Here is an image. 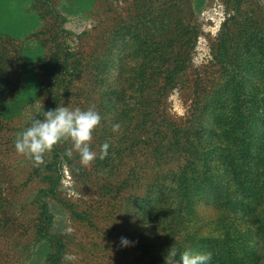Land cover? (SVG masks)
Masks as SVG:
<instances>
[{"label":"rangeland","instance_id":"rangeland-1","mask_svg":"<svg viewBox=\"0 0 264 264\" xmlns=\"http://www.w3.org/2000/svg\"><path fill=\"white\" fill-rule=\"evenodd\" d=\"M0 1L22 35L32 33L0 44V97L14 92L26 69L46 85L40 91L27 76L26 128L58 105L101 116L88 167L77 153L65 155L69 142L48 153L46 165L24 166L34 175L44 169L34 196L41 226L56 237L57 264H159L173 243L180 253H211L210 264H264V0ZM224 51L240 60L244 77V91L226 109L236 104L242 115L220 121L237 125V134L217 129L225 105L210 97L225 99V70L210 63ZM190 121L202 150L165 145ZM232 141L228 159L223 150ZM196 156L202 167H190ZM148 158L166 163L163 171L145 175ZM121 237L134 243L122 247Z\"/></svg>","mask_w":264,"mask_h":264},{"label":"trees","instance_id":"trees-1","mask_svg":"<svg viewBox=\"0 0 264 264\" xmlns=\"http://www.w3.org/2000/svg\"><path fill=\"white\" fill-rule=\"evenodd\" d=\"M246 20L251 22L250 25H252V27L257 26V23L252 18H247ZM22 34L21 22L15 19L12 14L7 13L5 3L0 1V44L3 43L4 40H10L16 43L20 41L22 37L27 36V38H29L32 33L27 32L24 36ZM189 40L191 41L192 38L190 37ZM133 41L138 43L136 39H133ZM257 41L261 43L262 38ZM230 43H232V41L224 45L225 48L229 47ZM219 51H221V49ZM230 54V51H224L223 55H221L220 52L218 54H212L214 58L210 63L225 70L220 80L226 79L225 82H228V86L225 90L226 92L223 93L225 99L220 97L223 99L220 100L217 93H214V95L210 97H212L213 100H219L220 103L225 105L223 108L218 107L217 124H215L217 129H227L231 133L234 132V134H237V132H239L237 130V125L223 127V125L220 124V121H223L225 118H230L232 121L233 118L231 115L233 113L238 116L242 115L236 108L238 106L236 104V107L233 109L230 108L226 110L229 106L228 100L233 101L235 97H237L236 90L244 91L242 87L244 84L242 82L244 77L240 75L242 69H238L241 68V64L237 63L240 62V60L230 58ZM122 58V66L124 67L129 59L128 53ZM20 59L22 60V56H20ZM174 71L176 70H172L171 74ZM24 74L26 77L16 78L13 83L16 85V88H14V92L10 94V96L7 98L0 97V264H57L56 256L59 255V249L57 247L56 237L49 232L48 226H41V217L43 214L41 210H39V207H37V196H34L42 191L40 188L41 186L38 185L43 184V180H41L40 177H46L44 169L40 173H37V175L30 172V169L26 171L24 166L31 162V160L18 155L14 147L17 134H19L22 129H25L28 124L23 116L22 107L30 102V100L23 103L20 98L23 94L26 95L29 93L33 87L30 83L28 84L27 76H33V78L38 79L40 84H38V87L41 86L40 91L46 88L44 77L36 70L28 72L26 69ZM69 83V80H67V90L70 89ZM211 84V87H216L214 82H211ZM3 86L4 85H1L0 88ZM255 90L256 94L259 95L260 89L257 88ZM118 91L122 93L124 88ZM119 96L122 97V94ZM190 123V128H180L173 135H166L169 140L165 145L170 144L174 140L175 145H179L178 148L181 153H185V151L190 149L193 151L197 148L202 150V148L198 146V139L200 138L197 139L196 123H193V121H190ZM184 137L187 139L185 142H183L185 140ZM217 138H219V136L214 137V139ZM190 140L192 143H189ZM186 142L187 144H185ZM216 142L220 143V139ZM232 143L233 141L229 142L227 144L228 147L223 150L228 159L233 158L234 154H236V149L230 146ZM164 149L168 148L164 147ZM238 154L242 156L241 152ZM154 159L158 160L157 158ZM192 160H194V162L190 167L197 168L199 165L202 167V164L199 163L203 161L202 156H196ZM149 161H153V158H148L144 166L146 169L145 175L149 174V176L153 175V171H158L163 165H166V163L151 165ZM159 171H163V169ZM155 175L157 176L158 173H155ZM36 180H39V182ZM36 185L39 188L36 189ZM31 189H34L35 192H31ZM43 229H45V231H43ZM43 239H46V241Z\"/></svg>","mask_w":264,"mask_h":264},{"label":"clouds","instance_id":"clouds-1","mask_svg":"<svg viewBox=\"0 0 264 264\" xmlns=\"http://www.w3.org/2000/svg\"><path fill=\"white\" fill-rule=\"evenodd\" d=\"M100 123L101 116L94 108L81 110L58 105L54 110L44 111L43 119H33L29 127L17 134L14 147L18 155L30 159L35 167H40L46 165L45 156L57 145L69 142L71 147L65 150V155L71 157L73 152L77 153L81 164L88 167L97 158V153L92 149V140ZM108 149L107 142L101 145L100 159L108 155ZM133 243L126 237L120 238L122 247ZM178 253L179 261L175 259ZM211 260V253L191 250L180 253L173 243L159 264H210Z\"/></svg>","mask_w":264,"mask_h":264}]
</instances>
